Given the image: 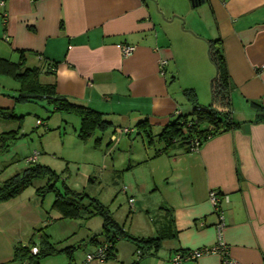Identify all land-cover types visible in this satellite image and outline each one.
Instances as JSON below:
<instances>
[{"label": "crops", "instance_id": "obj_1", "mask_svg": "<svg viewBox=\"0 0 264 264\" xmlns=\"http://www.w3.org/2000/svg\"><path fill=\"white\" fill-rule=\"evenodd\" d=\"M218 38L233 84V115L241 125L191 151L175 147L136 164L131 159L123 175L132 179L126 193L134 198L133 219L140 211L166 205L170 210L159 212L163 223L152 220L155 226L146 230L159 233L171 213L169 231L176 232L140 264H230L227 259L264 264V0H6L0 6V56L18 61L23 52L26 65L43 70L56 64L42 81H55L59 94L101 112L111 122V139L140 133L138 123L145 119L157 134L180 114L191 113L194 98L210 104L216 68L209 43ZM122 44L135 49L125 55ZM0 76V108L16 109L12 95L19 86L9 88ZM6 124L0 115V132L12 129ZM23 139L0 154V185L24 168L17 164L27 145L19 142ZM33 152L28 144L25 157ZM43 181L0 202V264H29L15 258L16 247L38 245L36 228L48 225L49 232L54 198L36 193ZM213 189L228 196L221 234L209 198ZM137 232L132 234L147 236L143 228ZM77 234L59 246L76 244ZM123 241L117 257L102 263L136 259L133 243ZM220 241L227 257L210 253L181 263L172 260L185 249ZM74 256L77 264L85 259Z\"/></svg>", "mask_w": 264, "mask_h": 264}, {"label": "trees", "instance_id": "obj_2", "mask_svg": "<svg viewBox=\"0 0 264 264\" xmlns=\"http://www.w3.org/2000/svg\"><path fill=\"white\" fill-rule=\"evenodd\" d=\"M219 44V38L210 40L209 43L210 60L216 68V73L212 77L210 84L212 96L210 104H202L198 99L194 98L192 100L191 113L180 114L179 117L164 126L156 136L153 135L152 126L147 119L138 123L139 132L145 134L149 144L154 143L155 139L164 144L161 149L157 150V155L175 147H182L191 151L193 147L201 146L214 135L232 130L241 125V121L237 120L233 115V84L224 52ZM55 65L51 63L46 70L39 66H27L23 52L18 61L0 56V74L11 76L19 83L18 89L12 95L16 105L23 102H39L44 105H50L51 113L67 112L78 115L80 117V126L77 135L82 140H88L94 135L96 130L106 131L110 127L111 122L101 112L84 103L71 100L59 94L55 81H42L43 73L51 74L55 72ZM192 93L195 94V91L192 90ZM217 102H220V104H217ZM15 110L14 108H0V115L7 121H22L21 119L24 118V115H19ZM38 120H41L38 126L44 124L42 119L39 118ZM29 134L21 132V125L18 128L1 131L0 154L9 151L12 144L21 138L29 136ZM101 140V137L96 139L97 142ZM36 154H38L37 160H29V157ZM39 154L40 152L35 150L30 156H27L26 162L28 165L2 182L0 185V202L18 196L28 187L35 186L36 181L44 180V184L36 186V193L42 197L49 193L54 196L51 209L48 210V218L51 220H88L92 217L100 216L103 221L102 228L83 239L79 246L77 244H67L63 247H60V244L52 240L51 234L46 230L48 225L36 228L35 233H41L39 244L31 242L26 246H17L15 258L28 261L29 264H40L44 258L62 252L67 254L70 264H77L74 262L75 250L80 247L84 248L83 244L92 243L94 245V250L92 251L101 246H107L106 260H109L117 257L118 242L121 239H127L133 243L137 254V259L131 264H140L142 257L151 251L160 249L166 238L176 236L175 231L172 234L169 231L171 230V220L173 219L171 213H168L170 219L165 223L163 230L159 233L157 232L156 235L142 236L132 234L125 228V223H120L114 217L110 206L97 196H92L85 191L75 190L65 180H63L65 191L62 190L58 186L61 174L50 165L41 163L38 160ZM127 191L125 189V193ZM162 208H165L167 212L170 210L166 205L159 207V209ZM53 211L57 212V214L52 216ZM35 245L38 246L39 250L37 253H32L31 247ZM188 252L190 250L185 249L180 253L188 254Z\"/></svg>", "mask_w": 264, "mask_h": 264}, {"label": "rangeland", "instance_id": "obj_3", "mask_svg": "<svg viewBox=\"0 0 264 264\" xmlns=\"http://www.w3.org/2000/svg\"><path fill=\"white\" fill-rule=\"evenodd\" d=\"M204 33L207 34V32ZM3 76L5 78L4 82L6 81L5 83L9 88L11 85L13 87L19 86V83L11 76ZM50 109V105H44L39 102L17 104L15 111L19 115L23 114L24 118L21 119L22 121H7L6 125H8V128H18L21 125V132L30 133L25 139L19 141L27 145L19 152L20 160L17 164L21 163L23 167L28 165L25 153L29 144V154L34 150H38L40 152V162L50 165L61 174L58 186L62 190L65 191V185L63 184V180H65L71 188L97 196L110 206L114 217L120 223H125L127 230L131 228L133 233H138L137 229L143 228L145 232L142 233L147 236L150 235L153 231L146 229L155 226L152 220H158L156 225L163 223V217L159 214L161 211L157 208L153 210L150 207L149 213L140 211L133 219L134 211H131L130 208L132 203H130L128 194L124 190V185H129L132 179L124 177L123 174L128 172L131 159L136 164L139 161L143 162L145 157H155L157 156V150L163 144L158 142L157 139H155L154 143L149 144L146 136L138 132L121 137V141L119 138L111 139V129L106 131L96 130L94 135L88 140H82L77 135L80 126V117L78 115L67 112L51 113ZM39 118L44 121L43 125L38 126L37 120ZM157 134L153 132L154 136ZM98 137L102 138L100 142L96 141ZM12 152L14 153V150ZM44 183L45 181L42 182V184ZM28 188L32 189V186ZM47 195H52L54 198L52 193ZM137 203L142 205L140 200ZM54 213L57 212L54 211ZM102 222L100 216H95L88 220H54L49 227V232L52 234V240L57 243H61V240L76 232V234L78 233L76 235L78 241L75 242L79 246L85 235L90 236L102 227ZM91 228L94 230H90ZM121 240H125L123 242L128 241L127 239ZM86 246L88 248L93 245L90 243ZM85 249L80 247L75 250L78 261L85 258L88 251L94 250V248ZM43 261V264H57L59 262L60 264H68L69 259L65 253L60 252L46 257ZM111 263L112 261L109 264ZM90 264L104 263L94 259Z\"/></svg>", "mask_w": 264, "mask_h": 264}, {"label": "built area", "instance_id": "obj_4", "mask_svg": "<svg viewBox=\"0 0 264 264\" xmlns=\"http://www.w3.org/2000/svg\"><path fill=\"white\" fill-rule=\"evenodd\" d=\"M6 5V0H0V6L3 8ZM6 15V13H5ZM122 52L123 54L127 55L130 54L132 51H134L135 47L134 45L131 44H122L121 46ZM37 123H41V120H38ZM124 131H128V128H125ZM198 148V147H197ZM193 149H196V147H193ZM37 159V154L29 157V160L31 161H35ZM127 190V187H124V190ZM209 198L210 201L214 207V211L215 213L218 215V230L219 233L221 234V230L224 226V215H223V203L225 201H228V196L223 194L222 192L220 193V190L217 189H213L210 191L209 193ZM130 203H134V198L131 197L129 198ZM106 247L107 246H101L99 248H97L95 251H91L88 252L85 256L84 261L81 264H89L91 263L94 259H97L101 262H104L106 260L107 257V253H106ZM39 250L38 246H32L31 247V252L32 253H37ZM210 253H222L223 256H228V249L226 247V244L223 241H220L219 243L210 246V247H205L202 249H196V250H192L190 252H188V254H182L180 252H178L177 254H175V256L172 258V260L175 263H181L184 260H188V259H198L199 257H201L204 254H210ZM227 259V258H226ZM227 261L230 264H239L236 260H231V259H227Z\"/></svg>", "mask_w": 264, "mask_h": 264}, {"label": "water", "instance_id": "obj_5", "mask_svg": "<svg viewBox=\"0 0 264 264\" xmlns=\"http://www.w3.org/2000/svg\"><path fill=\"white\" fill-rule=\"evenodd\" d=\"M205 0H196V4L200 3V2H204Z\"/></svg>", "mask_w": 264, "mask_h": 264}]
</instances>
